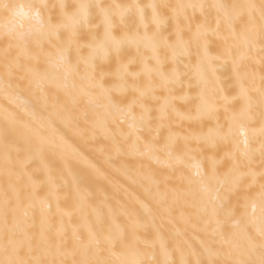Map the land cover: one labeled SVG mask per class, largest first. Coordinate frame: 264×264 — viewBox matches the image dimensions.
Returning a JSON list of instances; mask_svg holds the SVG:
<instances>
[{
    "label": "snow or ice",
    "instance_id": "obj_1",
    "mask_svg": "<svg viewBox=\"0 0 264 264\" xmlns=\"http://www.w3.org/2000/svg\"><path fill=\"white\" fill-rule=\"evenodd\" d=\"M0 14V264H264V0H0ZM193 53L189 76L179 65ZM229 65L225 86L216 71ZM58 123L109 141L111 162L171 175L148 177L151 204L113 205L73 172ZM176 205L195 228L167 238Z\"/></svg>",
    "mask_w": 264,
    "mask_h": 264
},
{
    "label": "bare ground",
    "instance_id": "obj_2",
    "mask_svg": "<svg viewBox=\"0 0 264 264\" xmlns=\"http://www.w3.org/2000/svg\"><path fill=\"white\" fill-rule=\"evenodd\" d=\"M8 2L28 4L33 2V0H8ZM49 2H62L67 5H76L80 3H101L120 5L140 4L141 6H146L151 3H176L177 0H49ZM208 2H212V0H208ZM227 2H238V0H227ZM255 2L258 3L259 0H255ZM25 11H27V9H25ZM134 11L135 9H133V12ZM150 15L151 9L145 7L146 20L150 19ZM0 18H2V14H0ZM115 19L119 21L118 16L115 17ZM133 21L135 25H138L139 17L132 16L125 18V23H128L129 25H133ZM94 23H99V20H95ZM150 27L154 26L150 25ZM212 50H215V45H213ZM196 62L197 57L193 53V55L190 57H183L182 63L179 65V67L182 72H186L189 74V76H191L193 72L192 66L195 65ZM251 68L257 74L261 72V65L257 62H252ZM216 76L220 78V83L225 86L231 83L230 77L232 76V71L230 65L218 67ZM185 79H187V77ZM256 84L259 86V79H257ZM185 90H187V88H185ZM56 95L59 96L60 102L63 103L65 100L63 93ZM253 95L255 96L256 94L254 93ZM5 103L6 102L3 99V95L0 94V116L3 114V107L5 106ZM176 105L177 108L182 112L188 107H191V105H186L182 101H176ZM256 111L258 113V107ZM172 119L177 122V126L181 129L191 130L189 128L191 122L183 121L181 123L179 122V118L176 116H173ZM221 122H223V120ZM212 123L214 122L206 121L205 130H207V126ZM81 126L83 127V124ZM192 127H195V125L193 124ZM252 127L259 128L258 116ZM57 128L58 137H63L64 140H66L68 144L75 149L76 155L70 161V167L72 168L73 172L82 176L85 181L93 188H96L97 186L102 187L109 198L108 202L113 205L119 206V204H123L129 209L138 208L139 205L136 203L137 199L151 204V201L148 200L146 194V189L150 186L148 177L153 176L156 180L163 181L165 177L171 175L169 169L162 168L156 163L147 159L125 157L122 158L118 163L111 162L109 160V154L106 148L109 141L104 139L102 136L97 135L95 139H93L91 136L82 137L77 134V130L74 125L66 126L64 124L58 123ZM258 140L259 137H257V141ZM255 146H258V143ZM52 159H54L58 165L62 166L57 157H52ZM97 169L100 170L102 175L97 174ZM178 176L179 173L172 177L173 183H178ZM65 191H68L71 195L70 184L65 186ZM103 199V196L97 194V200ZM103 211L106 212L107 209H103ZM190 213L191 209H189L187 206L176 205L173 209L171 217L165 218L161 223V231L165 237L172 238L177 229L182 232H187L189 235H191L195 228V221L193 220L192 223L186 224L183 219V217L190 215ZM158 223H160L159 220Z\"/></svg>",
    "mask_w": 264,
    "mask_h": 264
}]
</instances>
